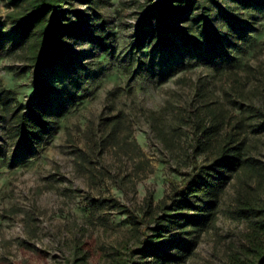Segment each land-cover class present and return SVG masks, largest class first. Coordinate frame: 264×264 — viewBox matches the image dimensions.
Returning <instances> with one entry per match:
<instances>
[{
  "label": "rangeland",
  "instance_id": "rangeland-1",
  "mask_svg": "<svg viewBox=\"0 0 264 264\" xmlns=\"http://www.w3.org/2000/svg\"><path fill=\"white\" fill-rule=\"evenodd\" d=\"M174 3L74 1L83 33L67 39L65 60L35 76L0 0V91L37 104L42 90L38 107L56 117L28 147L0 121V264H154L142 257L144 234L153 233L158 202L170 203L171 182L208 165L236 130L245 154L264 164V0H182L164 9L177 22L163 25L188 30L190 39L168 31L170 43L158 47L154 11ZM202 10L208 19L199 24ZM182 12L197 17L183 22ZM101 31L106 51L90 40ZM207 110L221 125L195 150L192 119L217 123ZM259 182L237 169L210 193H190L195 204L213 203L211 221L185 231L168 225L152 244L180 258L167 264H250L254 218L241 208L264 200ZM148 199L145 228L137 217Z\"/></svg>",
  "mask_w": 264,
  "mask_h": 264
},
{
  "label": "trees",
  "instance_id": "trees-1",
  "mask_svg": "<svg viewBox=\"0 0 264 264\" xmlns=\"http://www.w3.org/2000/svg\"><path fill=\"white\" fill-rule=\"evenodd\" d=\"M74 1H87V0H6L10 10L6 13V20L11 27L15 30L17 37L20 41L25 42L23 50L25 51V58L28 64L34 68L35 76L42 75L45 71L52 69L57 63L65 60V55L68 49L65 47L67 39L73 35H81L83 28L80 24L81 13L72 11L70 6ZM166 2H175L172 6H159L154 11L158 14L159 23L163 29L160 36H153L154 44L158 47L168 45L169 35L168 31L179 33L180 37L185 41L190 39L187 34L188 30L170 29L163 25L165 20L173 21L174 14L166 12L165 8L178 9L176 6L182 0H163ZM186 10L189 12L192 8L191 3L188 2ZM163 8V9H162ZM74 15V16H73ZM154 14H150L152 17ZM181 21L195 20L197 16H192L186 13H179ZM207 10H202L196 21L199 24L207 22ZM177 22V20H174ZM155 35V32L152 33ZM91 42L96 43L102 50L107 49L106 35L103 31L98 34L94 33ZM18 45V44H17ZM39 91H41L39 93ZM35 99L36 103L27 100L26 104L19 102L13 91L4 89L0 91V121L8 124V137L15 140L18 145L28 147L41 133H47L56 123V117L51 118L43 107H38L39 102L42 101L46 92L37 90ZM259 108L255 107L253 113L259 112ZM211 116L217 123L206 122H192L196 129L200 132L196 135L195 150L200 149L202 142L210 140L217 135V128L220 122L213 110ZM216 126V128H215ZM236 128H240L236 126ZM239 131L227 132L222 138V142L216 152L215 158L205 166L197 167V171L187 179L181 180L179 183L171 182L170 203L159 201L157 208L160 214L156 217L154 227H151L153 233L150 238L144 234L145 245L147 250L142 257L152 255L154 264H167L170 261L177 262L180 258L170 255L167 250L160 249L165 243L159 246H154L152 242L157 241L162 235L161 232L165 227L176 226L182 231L187 227L193 229L205 227L211 221L210 209L212 202H207L204 205L195 204L191 202L190 193L195 195L208 194L214 188L215 181L219 186L223 181L227 180L230 173L237 169L250 172L257 178L259 183L264 180V164L253 157L247 156L244 152L242 138L235 137ZM202 136V137H201ZM202 139H201V138ZM196 166L193 167V169ZM102 202L109 203L112 206L118 205V200L114 198H102ZM242 211H248L252 214L254 220L250 222L251 227V240L250 248L248 251L252 253V260L250 264H264V200L253 202L252 200H245L242 204ZM151 208V201L148 199L145 202L143 214L137 217V222L144 224L145 215ZM197 211L195 214L189 212L183 213L184 210ZM147 228L148 225L144 224ZM162 227V228H161ZM180 250L187 253L190 246L189 244L180 245ZM150 248V249H148ZM130 253H134L130 251ZM133 263L131 259L128 260Z\"/></svg>",
  "mask_w": 264,
  "mask_h": 264
}]
</instances>
